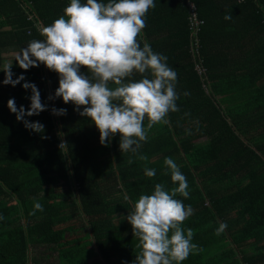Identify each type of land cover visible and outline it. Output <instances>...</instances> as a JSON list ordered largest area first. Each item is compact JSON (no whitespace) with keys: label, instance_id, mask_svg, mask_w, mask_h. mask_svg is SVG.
Returning a JSON list of instances; mask_svg holds the SVG:
<instances>
[{"label":"trees","instance_id":"obj_1","mask_svg":"<svg viewBox=\"0 0 264 264\" xmlns=\"http://www.w3.org/2000/svg\"><path fill=\"white\" fill-rule=\"evenodd\" d=\"M70 2L0 0V70L6 54L43 39L40 29ZM154 4L138 42L147 40L177 72L179 111L151 129L146 118L147 140L136 153H121L119 134L102 146L98 129L75 105L49 100L59 76L43 64L24 71L16 63L13 80H25L15 87L3 84L0 71V264H42L38 246L58 254L61 264H133L141 249L126 217L157 183L178 187L164 174L166 157L188 183L189 197L174 198L194 210L181 227L193 230L192 242L202 249L182 264H264V0ZM24 83L35 84L48 107L25 117L44 125L43 133L27 130L7 107L14 98L18 109H29L32 93ZM53 107L67 114L55 116ZM62 139L67 151L58 147ZM145 168L156 175L145 176ZM221 222L227 228L215 235Z\"/></svg>","mask_w":264,"mask_h":264},{"label":"clouds","instance_id":"obj_2","mask_svg":"<svg viewBox=\"0 0 264 264\" xmlns=\"http://www.w3.org/2000/svg\"><path fill=\"white\" fill-rule=\"evenodd\" d=\"M154 7V0H109L106 4L98 0H71L63 16L40 29L43 39L30 41L14 60L24 71L43 64L56 72L59 87L55 96L48 99L62 98L64 104L75 105L74 110L89 118L98 129L102 146L107 147L119 134L121 153H136L141 142L147 140L146 118L147 128L151 129L156 124H168V114L179 111L177 72L168 65L166 56L153 51L147 40L142 47L138 42L146 27L144 17ZM224 19L231 20L232 16L225 15ZM11 68L9 63L0 71L5 74L3 84L15 87L25 77L13 80ZM82 68L87 74L81 72ZM135 74H141V79L134 80ZM23 88L31 89L29 109H18L14 98L9 99L7 107L27 130L43 133L44 125L25 117L38 116L48 107L42 103L35 84L24 83ZM51 113L64 116L67 109L53 107ZM58 147L68 150L63 139ZM139 158L147 159L143 155ZM164 165L168 170L164 174L170 172L172 183L178 187L169 191L164 184L157 183L152 194L138 198L126 217L141 249L133 264H182L193 251L202 250L192 242L193 230L185 232L181 227L194 210L174 198L177 194L189 197L186 177L172 158L166 157ZM144 174L154 177L156 170L145 168ZM124 198L129 200L127 195ZM34 208L44 210L40 203ZM226 228L227 224L221 222L215 235Z\"/></svg>","mask_w":264,"mask_h":264},{"label":"rangeland","instance_id":"obj_3","mask_svg":"<svg viewBox=\"0 0 264 264\" xmlns=\"http://www.w3.org/2000/svg\"><path fill=\"white\" fill-rule=\"evenodd\" d=\"M48 249L49 248L47 246H38V248H35L34 250L35 257H37V259L39 260L40 258L37 256V254H39L43 259H45L46 261H44L42 264H61V260L58 254L51 253V250Z\"/></svg>","mask_w":264,"mask_h":264},{"label":"built area","instance_id":"obj_4","mask_svg":"<svg viewBox=\"0 0 264 264\" xmlns=\"http://www.w3.org/2000/svg\"><path fill=\"white\" fill-rule=\"evenodd\" d=\"M191 15H192V18L196 21V23H199V18H198V15H197V11L196 10H193L192 13H191ZM200 29L201 28L198 27V26L192 27V31H193L192 33L194 35L195 42L198 40L196 34L199 32ZM201 70H202V68H201Z\"/></svg>","mask_w":264,"mask_h":264},{"label":"crops","instance_id":"obj_5","mask_svg":"<svg viewBox=\"0 0 264 264\" xmlns=\"http://www.w3.org/2000/svg\"><path fill=\"white\" fill-rule=\"evenodd\" d=\"M16 54H17V53L6 54V55L4 56V59H5L4 66H5L6 64L12 63V68H11V70H12L13 68H15V67H16V61H15L14 59H15Z\"/></svg>","mask_w":264,"mask_h":264}]
</instances>
